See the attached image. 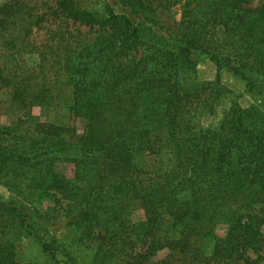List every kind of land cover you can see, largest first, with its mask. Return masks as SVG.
Wrapping results in <instances>:
<instances>
[{
  "label": "trees",
  "instance_id": "trees-1",
  "mask_svg": "<svg viewBox=\"0 0 264 264\" xmlns=\"http://www.w3.org/2000/svg\"><path fill=\"white\" fill-rule=\"evenodd\" d=\"M95 2L0 9V98L26 118L40 107L85 123L69 141L53 124L0 129V181L29 206L0 197V264H22V237L57 262L44 230L55 218L79 233L91 264H163L153 259L165 250L166 264H202L206 240L215 259L264 255V0H122L135 25ZM175 7L180 20H163ZM200 57L218 80L194 78ZM222 71L253 103H226Z\"/></svg>",
  "mask_w": 264,
  "mask_h": 264
},
{
  "label": "rangeland",
  "instance_id": "rangeland-1",
  "mask_svg": "<svg viewBox=\"0 0 264 264\" xmlns=\"http://www.w3.org/2000/svg\"><path fill=\"white\" fill-rule=\"evenodd\" d=\"M24 2L28 7L36 8L38 13L46 12L47 8L52 7L57 0H0V9L4 6H13L16 2ZM96 0H87L89 5H96ZM106 1L116 14L124 15L128 17L134 25L139 22L138 16L132 15L130 9L125 7L122 0H103ZM44 6V9L41 8ZM0 18H4L1 14ZM171 20V22H178L181 18V10L179 7L172 9L169 16H165L163 20ZM6 28L0 26V35L5 34ZM0 38V43H1ZM3 53V52H2ZM25 64L28 66H35L38 63V57L36 55L24 56ZM4 59L0 57V63ZM194 78L200 83L213 82L217 79V68L214 63L207 57H200L194 72ZM219 85L230 91L227 94L229 102L233 97L241 96L240 103L242 106H248L253 103L252 98L245 93V84L239 80V78L230 72L222 71L219 77ZM0 103V129L14 128L16 129V135H20V131L26 129L30 132L33 131V123H47L63 127L68 132L65 133L68 141L80 136L84 132L85 123L82 120H76L72 115L67 112L58 113L48 108L36 107L32 109L30 117L26 118L22 116V111H19L10 104L9 98L6 94L2 95ZM211 115L207 116L204 120V126H207L211 121ZM73 129V131H72ZM57 171L62 174L71 177L73 175L74 167L70 163H59L57 165ZM0 197L7 200H14L21 204H26L22 198L18 197L16 193L10 192L8 187L4 185L3 181H0ZM143 213L136 211L133 215V219L138 221L142 220ZM44 230L48 231L47 238L55 239L58 244L57 262H53L50 258L46 257L38 244L34 243L28 237H22L16 243L17 261L22 264H91L93 260V253L91 250L82 247L79 243V233L67 226V221L63 218H55L49 222H45ZM226 229L220 227L217 231L218 236L224 237ZM202 255L200 262L202 264H264V255L262 253H251V255L243 256L236 261L215 259L213 258V242L210 240L203 241L200 245ZM169 252H160L153 261H164L166 264ZM152 264V263H145ZM171 264H194L188 259L177 255V257L171 261Z\"/></svg>",
  "mask_w": 264,
  "mask_h": 264
}]
</instances>
